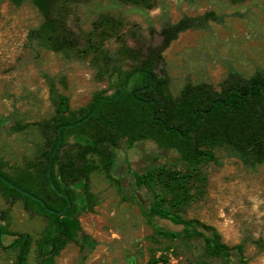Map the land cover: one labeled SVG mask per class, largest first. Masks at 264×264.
I'll return each instance as SVG.
<instances>
[{"label": "rangeland", "instance_id": "374dc122", "mask_svg": "<svg viewBox=\"0 0 264 264\" xmlns=\"http://www.w3.org/2000/svg\"><path fill=\"white\" fill-rule=\"evenodd\" d=\"M53 15L63 21L71 47L56 50L43 36L32 35L44 18L31 1L16 6L0 0V159L13 180L29 169L30 189L55 206L59 198L45 180L46 154L54 139L44 125L55 116L52 83L78 113L97 96L114 91V68L126 74L140 67L161 46L162 29L184 17L201 18V26L181 33L153 66L168 97L180 98L189 84L220 92L232 71L244 79L264 73V0L60 1ZM143 83L137 76L128 90ZM104 109L110 119L136 125L128 98ZM20 125L29 126L14 132ZM109 134L97 122L65 134L59 165L73 166V177L90 173L94 202L84 194V179L73 182L71 176L60 182L74 196L83 233L69 241L56 264H227L207 259L202 239L160 235L157 228H181L165 220L149 223L134 196L131 171L185 161L188 146L170 147L151 134L133 145L120 138L118 146L102 145L94 154L83 149ZM214 153L216 160L202 164L192 180L191 201L181 215L216 228L232 247L244 245L245 264H264V160H241L224 146ZM110 160L115 161L111 177ZM139 199L145 205L149 200L143 194ZM0 225L9 233L0 241V264L17 263L19 249L10 246L18 234L31 237L26 264H39L49 218L1 183Z\"/></svg>", "mask_w": 264, "mask_h": 264}, {"label": "trees", "instance_id": "16d2710c", "mask_svg": "<svg viewBox=\"0 0 264 264\" xmlns=\"http://www.w3.org/2000/svg\"><path fill=\"white\" fill-rule=\"evenodd\" d=\"M27 1H31L44 18L42 27L32 30V35L38 39L43 36L56 50L71 47L69 37L66 35L67 29L63 21L55 18L53 9L56 2L77 0H11L16 6ZM201 20L184 17L176 24L163 28L161 46L146 55L140 67L126 74L114 68L112 74L114 91L109 95L97 96L88 108H83L78 113L71 110L70 98L58 92L52 83L51 99L55 106V116L44 125L54 134V139L51 150L46 154L45 180L53 194L59 198L58 206L52 205L30 189L32 174L29 169L24 171L22 177L13 180L5 175L4 164L0 159V183L8 192L16 193L19 197L37 204L49 218V225L39 248V264H56V258L69 241L75 237L82 238L83 229L76 216L74 196L60 184L61 181L68 182L69 177H73L75 169L71 165L64 167L59 165V160L65 134L92 122L103 126L110 134L98 138L93 145L84 146L83 149L90 154L97 153L102 145L118 146L120 138L129 140V144L133 145L151 134L163 138L170 147L181 144L188 146L189 156L185 161L177 159L172 161L171 165L157 164L140 171H131L134 196L139 200L149 223L165 220L181 228L178 231L157 228L160 235L170 239L178 237L202 239L204 256L207 259H221L227 264L246 263L244 245L232 247L226 244L216 228L196 219H185L181 212L191 201L192 180L198 177L202 164L216 160L214 150L218 146H224L232 155L244 161L264 160V73L259 70L251 78L244 79L232 71L220 92L207 84H189L180 98L172 99L165 93V81L158 78L153 70L154 63L164 59L163 53L179 35L189 29L200 27ZM137 76H142L144 83L129 91L130 83ZM125 98L129 99L134 109L135 126H125L121 121L106 116L104 109L106 106L116 105ZM28 126L20 125L13 131H22ZM57 163L60 178L55 172ZM114 166L115 161L110 160L107 176L111 177ZM89 174L86 171L80 178L74 176L72 181L85 180L84 194L88 201L93 203ZM2 177L17 187L35 194L48 208L64 211L63 215L46 210L39 201L23 195L5 183ZM139 194L149 199L146 205L139 199ZM6 195L9 197L11 194ZM65 195L68 198H65ZM68 200L71 201V205L65 210ZM8 234L7 229L0 225V241ZM10 247L19 249L16 264H26L31 249V237L28 234H18Z\"/></svg>", "mask_w": 264, "mask_h": 264}, {"label": "water", "instance_id": "95a60500", "mask_svg": "<svg viewBox=\"0 0 264 264\" xmlns=\"http://www.w3.org/2000/svg\"><path fill=\"white\" fill-rule=\"evenodd\" d=\"M49 176H50V172H49ZM2 180H3L5 183H7L8 185H10V186L16 188L18 191H20L21 193H23V195L28 196V197H30V198H32V199H34V200L39 201V202L42 204V206H44V207L46 208V210H49L50 212L56 213V214H58V215H60V216L63 215L64 211H56V210H52V209L48 208V207L46 206V204L44 203V201H42L40 198H38L35 194H31L29 191H26V190H24V189H22V188H20V187H17L16 185L12 184L10 181H8V180H7L6 178H4V177H2ZM65 198H68V196L65 195ZM70 205H71V201L68 200V204H67L65 210H67V209L69 208Z\"/></svg>", "mask_w": 264, "mask_h": 264}]
</instances>
